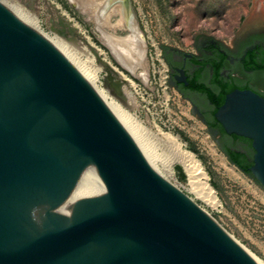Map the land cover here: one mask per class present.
Instances as JSON below:
<instances>
[{
    "label": "water",
    "instance_id": "water-1",
    "mask_svg": "<svg viewBox=\"0 0 264 264\" xmlns=\"http://www.w3.org/2000/svg\"><path fill=\"white\" fill-rule=\"evenodd\" d=\"M215 118L252 141L251 177L264 188V97L236 89ZM0 264H259L162 177L63 51L1 2Z\"/></svg>",
    "mask_w": 264,
    "mask_h": 264
},
{
    "label": "rangeland",
    "instance_id": "rangeland-1",
    "mask_svg": "<svg viewBox=\"0 0 264 264\" xmlns=\"http://www.w3.org/2000/svg\"><path fill=\"white\" fill-rule=\"evenodd\" d=\"M1 1L22 8L36 19L44 34L60 39L77 60L97 69L99 85L120 103L148 146L174 166L171 183L264 263V188L231 162L190 103L169 85L161 46L195 52V36L203 34L234 47L241 35L264 30V0H126L146 42L147 82L118 63L97 29L93 13L73 6L70 0ZM109 22L108 32L130 34L119 14L112 15ZM112 68L126 79L122 95L110 84L108 71ZM170 138H176L202 162L216 189L218 207L187 190V175L175 160Z\"/></svg>",
    "mask_w": 264,
    "mask_h": 264
},
{
    "label": "bare ground",
    "instance_id": "bare-ground-1",
    "mask_svg": "<svg viewBox=\"0 0 264 264\" xmlns=\"http://www.w3.org/2000/svg\"><path fill=\"white\" fill-rule=\"evenodd\" d=\"M72 5L83 10L91 12L95 18L97 29H99L103 41L110 49L118 63L131 75L138 76L142 81H148V71L145 66L147 46L140 32L137 21L134 17L131 6L126 0H70ZM17 18L43 33L37 24L36 19L28 15L22 8L16 5L1 1ZM119 14L122 24L130 31L126 36H117L106 30L110 26L109 19L112 15ZM118 26V25H117ZM44 34V33H43ZM46 35V34H44ZM47 36V35H46ZM49 37L65 54L69 63L83 77L86 83L94 90L97 96L127 131L135 143L149 158L155 168L159 171L162 177L171 185L179 189L176 184H172L170 177L175 174L174 166L164 161L157 153L151 149L148 144L142 139L138 128L134 121L128 116L120 103L110 95L109 91L99 85L98 70L91 68L83 61L77 60L64 45L60 39ZM113 69V68H112ZM113 69H109V81L112 88L118 95L123 93V74ZM122 77L119 78V76ZM118 76V78H117ZM173 148L176 152L175 160L180 163L187 175L186 188L197 198L202 199L212 207L220 205L216 189L212 186L209 180V175L205 170L202 162L196 157L193 152L185 151L182 144L176 138H170ZM174 178V177H173ZM172 179V178H171ZM180 190V189H179ZM247 252L259 264H264L262 261L255 258L248 250Z\"/></svg>",
    "mask_w": 264,
    "mask_h": 264
},
{
    "label": "flooded vegetation",
    "instance_id": "flooded-vegetation-1",
    "mask_svg": "<svg viewBox=\"0 0 264 264\" xmlns=\"http://www.w3.org/2000/svg\"><path fill=\"white\" fill-rule=\"evenodd\" d=\"M195 47L196 51L189 53L175 49L166 51L164 62L169 82L193 110L199 109L200 119L208 130L225 142V153L226 149L247 153L248 142L240 140L233 145L228 142L233 135H224L223 126L213 120L217 103L210 102L198 86H206L216 100L236 89H250L264 97V32L250 35L234 47L214 37L201 39ZM251 150L254 152L252 143Z\"/></svg>",
    "mask_w": 264,
    "mask_h": 264
},
{
    "label": "trees",
    "instance_id": "trees-1",
    "mask_svg": "<svg viewBox=\"0 0 264 264\" xmlns=\"http://www.w3.org/2000/svg\"><path fill=\"white\" fill-rule=\"evenodd\" d=\"M198 89L200 91L204 92L205 96L207 97V99L210 102L217 103V105L215 106L216 108L213 112V120H214L215 124H218L217 120L215 118V113L218 110V108L224 103L226 95H227V93H229V91H227L224 95H222L220 100H216L213 92L209 91L206 86L200 85V86H198ZM222 132L224 135L227 136V133L225 132L224 129ZM231 139L234 142H238L240 140L248 142L249 145L247 148V153H242V152L235 150V149H226V154L235 166H237L241 170H244L247 175L252 176V173L250 172V168L253 166V156H254V152L251 150L252 141H250L246 138L238 137L236 135H233L231 137Z\"/></svg>",
    "mask_w": 264,
    "mask_h": 264
}]
</instances>
